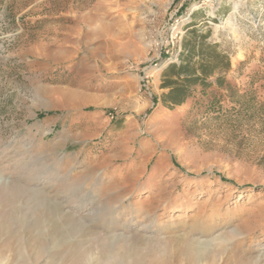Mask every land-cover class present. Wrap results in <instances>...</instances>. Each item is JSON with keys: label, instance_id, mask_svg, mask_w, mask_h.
Masks as SVG:
<instances>
[{"label": "rangeland", "instance_id": "rangeland-1", "mask_svg": "<svg viewBox=\"0 0 264 264\" xmlns=\"http://www.w3.org/2000/svg\"><path fill=\"white\" fill-rule=\"evenodd\" d=\"M193 27L229 56L235 105L244 92L264 104V0H0V264H72L75 244L85 264L264 255L260 107L207 115L213 98L231 107L215 87L160 101L172 37Z\"/></svg>", "mask_w": 264, "mask_h": 264}, {"label": "trees", "instance_id": "trees-1", "mask_svg": "<svg viewBox=\"0 0 264 264\" xmlns=\"http://www.w3.org/2000/svg\"><path fill=\"white\" fill-rule=\"evenodd\" d=\"M181 40V49L178 51V61H168L161 71L159 88L161 104L173 109L183 105L190 98L196 88L204 94L208 88L228 92L231 107L226 110L217 98L211 99L205 105L207 115L218 117L225 112L234 118H248L254 114V110L260 107L262 114L258 123L261 133L264 134V104H257L256 98L249 96L247 92L238 96V105L233 101V95L237 93L236 87L227 81L225 72L230 69L229 56L218 49L216 43L208 41L209 33H200L195 27L185 30ZM121 119L114 121L120 125Z\"/></svg>", "mask_w": 264, "mask_h": 264}, {"label": "bare ground", "instance_id": "bare-ground-1", "mask_svg": "<svg viewBox=\"0 0 264 264\" xmlns=\"http://www.w3.org/2000/svg\"><path fill=\"white\" fill-rule=\"evenodd\" d=\"M232 17V14L231 15H229V17L226 19V22H230V20L232 19L231 18ZM224 22V21H223ZM225 23V22H224ZM42 173H44V172H42ZM41 174V173H40ZM43 185V184H42ZM46 187V186H45ZM73 193V192H72ZM77 197V196H76ZM35 200V199H34ZM37 203H39V202H37ZM61 209V208H60ZM103 211V210H102ZM101 210H100V212H102ZM58 212V211H57ZM105 212V211H104ZM103 213V212H102ZM104 214V213H103ZM99 220H100V222L101 223H105V220L104 219H102L101 217L99 218ZM6 222V221H5ZM23 223V222H22ZM97 223V222H96ZM59 224V223H58ZM16 225V224H15ZM82 225V224H81ZM72 226V225H71ZM101 227V226H100ZM142 227H144L145 229L147 228V226L144 224V225H142ZM40 228V227H39ZM64 228V227H63ZM67 228V227H66ZM102 229V228H101ZM34 231V230H33ZM6 232V231H5ZM38 233H39V231H37ZM232 232V231H231ZM234 233V232H233ZM76 234V233H75ZM143 234V233H142ZM147 234V233H146ZM146 234H143V235H145V238H143L144 236L142 235V237L139 235V237H141V238H143V241H144V239H146ZM46 236V235H45ZM7 237H9V239H8V241H7V244H10L11 243V241H12V239H18V236H17V233H16V231H12L11 233H9L8 234V236ZM138 237V238H139ZM47 238V237H46ZM81 238V237H80ZM132 238V237H131ZM138 238H137V240H138ZM141 238H139V239H141ZM55 239V238H54ZM89 239V238H88ZM119 239V238H118ZM133 239V238H132ZM218 239V238H217ZM20 240V239H19ZM133 240H135V239H133ZM212 240H214V241H216L215 239H212ZM14 241V240H13ZM48 241V240H47ZM142 241V242H143ZM204 241H206V240H204ZM220 241H222L221 239H220ZM63 242V241H62ZM101 242V241H100ZM109 242V241H108ZM132 242V241H131ZM203 242V241H202ZM208 242V241H207ZM207 242H205V243H207ZM255 242V241H254ZM117 243V242H116ZM115 243V244H116ZM123 243V242H122ZM150 239L149 238H147L145 241H144V243H143V247H141V248H143V249H149V253H152L151 251L152 250H154V248L156 247V246H151L150 245ZM154 243V242H153ZM210 244H211V241L209 242ZM209 243H207V244H209ZM256 243H258V242H256ZM36 248H37V250H38V253L39 254H41L43 251H44V249H45V241H44V239H43V236L41 235V234H39L35 239H33V243H32ZM31 244V245H32ZM111 244V245H110ZM118 244H119V242H118ZM30 245V244H29ZM74 245V244H73ZM112 245H113V242H109V243H106V241L104 240L103 242H102V245H101V250H102V252H104V253H109L111 250H110V247H112ZM137 245V244H136ZM206 245V244H205ZM2 246V243L0 244V247ZM80 246H82V245H80ZM80 246H77L76 244L72 247L73 248V250L69 253V255H67L68 257V259H70L71 261H72V264H81V263H84L85 262V254H83L82 252H81V250H80ZM118 246H120V245H117V247ZM208 246V245H207ZM21 247V246H20ZM121 247V246H120ZM211 247V246H210ZM14 248V247H13ZM70 248V247H69ZM114 248V247H113ZM115 248H116V245H115ZM119 248V247H118ZM130 251L131 250H133L134 248H133V244H131V246L130 247H127ZM126 248V249H127ZM135 248H136V246H135ZM141 248H139V249H141ZM220 248V247H219ZM53 249V248H52ZM127 249V250H128ZM161 249V248H160ZM209 249V248H208ZM126 250V251H127ZM146 250V251H147ZM157 250V249H156ZM253 250H256V251H258V252H262L263 250H264V247H262L259 243L258 244H256L255 245V247H254V249ZM114 251V250H113ZM128 252V253H131V252ZM155 251V250H154ZM175 251V250H174ZM184 251V250H183ZM187 250H185L184 252H186ZM86 252V251H85ZM89 252V251H88ZM183 252V253H184ZM188 252V251H187ZM207 252V251H206ZM206 252H205V254H206ZM20 253V252H19ZM147 253H148V251H147ZM21 254V255H20ZM19 255V259H20V261H21V263H23V262H25V259H24V257H23V255H22V253H20ZM186 255H187V253H185ZM204 254V255H205ZM37 255V254H36ZM52 255V254H51ZM55 255V254H54ZM87 255H88V253H87ZM90 255V254H89ZM200 255H201V253H200ZM212 255H216V253L214 254H212ZM115 256V255H114ZM189 256V258H187V263L188 264H196V261H195V258H196V256H198V255H194V254H189L188 255ZM34 257V256H33ZM123 257V256H122ZM199 257H201V256H198V258ZM55 258H56V256H55ZM152 258V257H151ZM198 258H197V260H198ZM186 259V258H185ZM3 260V258H2V256L0 255V262ZM200 260V259H199ZM262 260H264V255H262V254H256L255 256L253 255V258L252 259H243L242 257H235L233 260L231 259L230 260V263L232 264L233 262L234 263H236V264H250V263H252V264H257V263H259L260 261H262ZM57 261V260H56ZM87 261V260H86ZM112 261V260H111ZM140 261V260H139ZM143 261H145V260H143ZM147 261V260H146ZM145 261V262H146ZM201 261V260H200ZM206 261H208V260H206ZM70 262V261H69ZM68 262V263H69ZM91 262V261H90ZM150 262V261H149ZM149 262H146V263H148L149 264ZM56 264V263H55ZM85 264V263H84ZM94 264V263H93ZM117 264V263H116ZM134 264H143L142 263V261L141 262H138V263H135L134 262Z\"/></svg>", "mask_w": 264, "mask_h": 264}, {"label": "built area", "instance_id": "built-area-1", "mask_svg": "<svg viewBox=\"0 0 264 264\" xmlns=\"http://www.w3.org/2000/svg\"><path fill=\"white\" fill-rule=\"evenodd\" d=\"M181 29V27H180ZM183 32L180 30H176L174 33V36L172 37V43L173 40H175L178 43V48L180 49V41H181V37H182ZM166 53H169V51H166ZM168 61L172 60L177 62L178 61V52L177 53H169V56L166 58ZM157 66V63L153 64V68ZM151 76V73L149 70H145L142 69L139 73V84H140V88H147L148 83H149V78ZM111 118H113V115H111Z\"/></svg>", "mask_w": 264, "mask_h": 264}]
</instances>
